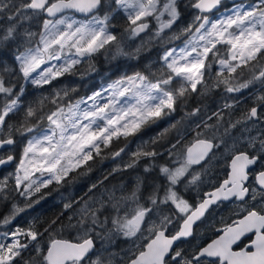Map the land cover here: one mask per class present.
Returning a JSON list of instances; mask_svg holds the SVG:
<instances>
[{
	"label": "snow or ice",
	"instance_id": "6c2138e0",
	"mask_svg": "<svg viewBox=\"0 0 264 264\" xmlns=\"http://www.w3.org/2000/svg\"><path fill=\"white\" fill-rule=\"evenodd\" d=\"M138 37L126 50L125 39ZM157 45L155 70L80 97L54 85L82 63L94 70L97 55L138 59ZM29 87L41 94L30 100ZM210 98L215 110L190 144L177 121L126 153L146 128L193 100L186 116L197 117ZM170 130L175 142L162 152ZM124 153L113 172L143 160L151 183L137 176L119 195L70 200L51 219L17 223L96 157ZM213 160L223 178L206 180ZM225 204L229 214L200 231ZM0 209V264H114L117 254L105 257L97 241L121 238L133 247L118 264H264V0H0Z\"/></svg>",
	"mask_w": 264,
	"mask_h": 264
},
{
	"label": "trees",
	"instance_id": "16d2710c",
	"mask_svg": "<svg viewBox=\"0 0 264 264\" xmlns=\"http://www.w3.org/2000/svg\"><path fill=\"white\" fill-rule=\"evenodd\" d=\"M114 23L117 25L116 31H122V25L124 23L123 19L117 17ZM124 43L126 50H134L135 46L141 43V38L138 37L135 40L125 39ZM160 52L161 47L157 45L151 47L150 50H145L142 52L138 59L118 57L113 60L106 58V56L103 54H100L91 61L92 65L94 66V70H89L88 64L82 63L78 66L76 75H66L61 77L59 81L54 82V85L56 87L75 86L78 88V92L75 94L77 97L86 96L91 94L92 91L100 88L103 83H109L110 80H115L122 75L131 74L133 71H142L149 67L155 70V67H158L157 61ZM110 55L111 54H109V57ZM80 73H85L83 78H81ZM50 91L51 88H48L46 91H44V95H47ZM40 94V90L31 87L28 88L27 95L30 100L36 99ZM246 95L248 94L246 93L245 96ZM248 103L250 104L251 101L249 100ZM195 106L197 105L194 100L189 101L186 106H182L171 117L161 121L156 125L146 128L142 133L139 134L138 137L132 138V142L129 143L126 153L135 151L139 143L142 141H150L153 137L163 133L164 130L169 128L170 125L176 124L177 121H181L178 127L180 131L185 134L186 138L184 142L186 144H190L193 141V137L195 135L194 131L189 134L190 131L195 129L196 124L199 123L201 119L206 120L216 107L212 98H210L209 100L205 101L204 104L200 105L202 108H204V111H202L199 116H186V113ZM245 106V104H241L240 108L242 109ZM239 114L240 111L238 109L235 116H239ZM214 122L215 121H209V123ZM175 137L176 131L170 130L167 133L166 141L158 144L156 147L163 152L168 146L167 141L175 142ZM121 146H123V142L115 145L114 147ZM126 153L122 154L121 157H117L116 159H112L110 157H96L93 161L89 162L92 165L91 171H87L86 175L76 176L74 180L59 187L58 190L50 191V194L47 195L44 200H41V202L36 205L34 209H29L27 213L22 214L21 217L18 218L17 223L26 224L28 221H31L37 217L40 221L51 219L60 213L63 210L64 203L70 200H80L82 197L87 199L88 196L99 197L101 194L106 196L109 192H115L117 195H119L121 189H127L131 187L137 176H142L149 183H151L155 173L144 172V166L146 162L143 160H141L135 168L113 172V169L117 168L118 166L123 168V165L129 160V155ZM167 159V155L158 157L157 162L164 163ZM215 168L222 171L218 164H216ZM73 175L76 174L74 173ZM219 178H223V176ZM93 184H97V187L93 189L91 193H89L88 190ZM231 207L233 206L225 204L216 209L205 221V223L200 225V231L206 232L208 224L214 222L215 220H219L221 216H227ZM0 211H3V209H0ZM130 243L131 241H126L121 238L114 245L110 246L108 244H104L102 247L101 242L97 241V250L102 252L105 257L108 256L109 252L116 253L117 255L114 257V264H118L119 259L116 260V258L118 256L125 255V251ZM104 248H107L108 252H104Z\"/></svg>",
	"mask_w": 264,
	"mask_h": 264
},
{
	"label": "flooded vegetation",
	"instance_id": "af4514ba",
	"mask_svg": "<svg viewBox=\"0 0 264 264\" xmlns=\"http://www.w3.org/2000/svg\"><path fill=\"white\" fill-rule=\"evenodd\" d=\"M225 4H226V6L230 7L231 4H232V1H230V2H225ZM222 10H223V9H222ZM248 95H249V94H248ZM248 95H246L245 98H246ZM192 132H193V130L190 131L189 134H191ZM216 164H217V163H216L215 160H213V161L211 162L210 167H209V172H208V175H207V177H206V180H212V181H215L216 178H219V177H222V176H223V172L220 171V170H217V169L215 168V167H216ZM221 206H222V205H221Z\"/></svg>",
	"mask_w": 264,
	"mask_h": 264
},
{
	"label": "rangeland",
	"instance_id": "374dc122",
	"mask_svg": "<svg viewBox=\"0 0 264 264\" xmlns=\"http://www.w3.org/2000/svg\"><path fill=\"white\" fill-rule=\"evenodd\" d=\"M102 80V79H101ZM109 82H111V80L109 81ZM103 84H107V83H103ZM102 84V85H103ZM133 247V244H132V241H131V243L129 244V246H128V248L126 249V251H125V253L127 252V250L129 249V248H132ZM120 257H123V256H118L117 258H116V260L117 259H120Z\"/></svg>",
	"mask_w": 264,
	"mask_h": 264
},
{
	"label": "water",
	"instance_id": "95a60500",
	"mask_svg": "<svg viewBox=\"0 0 264 264\" xmlns=\"http://www.w3.org/2000/svg\"><path fill=\"white\" fill-rule=\"evenodd\" d=\"M232 0H225V2H230ZM236 2H240V0H236Z\"/></svg>",
	"mask_w": 264,
	"mask_h": 264
}]
</instances>
